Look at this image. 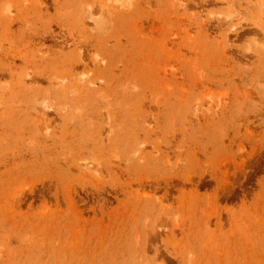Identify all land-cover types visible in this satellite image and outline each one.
Instances as JSON below:
<instances>
[{
    "label": "rangeland",
    "instance_id": "374dc122",
    "mask_svg": "<svg viewBox=\"0 0 264 264\" xmlns=\"http://www.w3.org/2000/svg\"><path fill=\"white\" fill-rule=\"evenodd\" d=\"M0 264H264V0H0Z\"/></svg>",
    "mask_w": 264,
    "mask_h": 264
}]
</instances>
